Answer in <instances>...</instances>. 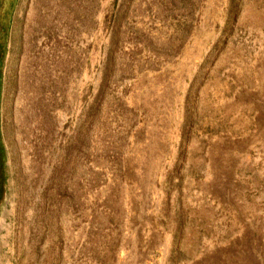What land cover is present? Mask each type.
Here are the masks:
<instances>
[{
	"label": "rangeland",
	"instance_id": "374dc122",
	"mask_svg": "<svg viewBox=\"0 0 264 264\" xmlns=\"http://www.w3.org/2000/svg\"><path fill=\"white\" fill-rule=\"evenodd\" d=\"M0 264H264V0H8Z\"/></svg>",
	"mask_w": 264,
	"mask_h": 264
},
{
	"label": "crops",
	"instance_id": "0c3cea01",
	"mask_svg": "<svg viewBox=\"0 0 264 264\" xmlns=\"http://www.w3.org/2000/svg\"><path fill=\"white\" fill-rule=\"evenodd\" d=\"M8 0H0V37H2L3 35V31L1 30V28L3 27V23H4V12H5V9H7V6H8ZM2 26V27H1ZM1 38H0V49L1 47H3L1 45Z\"/></svg>",
	"mask_w": 264,
	"mask_h": 264
},
{
	"label": "trees",
	"instance_id": "16d2710c",
	"mask_svg": "<svg viewBox=\"0 0 264 264\" xmlns=\"http://www.w3.org/2000/svg\"><path fill=\"white\" fill-rule=\"evenodd\" d=\"M2 27V26H1ZM1 30L3 31V33H5V27H4V25H3V27L1 28ZM1 45L3 46V47H1V49H0V63H1V60H2V58H3V54H4V45H3V43H1ZM1 167V166H0ZM0 174L3 176V171H2V169H0ZM3 181L1 182L0 181V200H1V194H2V192H1V189H2V187H3Z\"/></svg>",
	"mask_w": 264,
	"mask_h": 264
}]
</instances>
